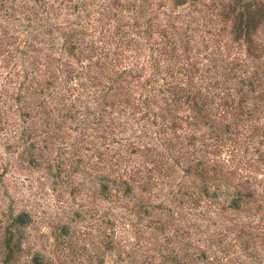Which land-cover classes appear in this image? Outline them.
Returning <instances> with one entry per match:
<instances>
[{"label":"trees","instance_id":"1","mask_svg":"<svg viewBox=\"0 0 264 264\" xmlns=\"http://www.w3.org/2000/svg\"><path fill=\"white\" fill-rule=\"evenodd\" d=\"M43 1L41 5L39 0H34L42 9L46 4ZM61 1L70 16L58 20L60 11L52 5H47L44 10L46 16L36 13L30 15V21L34 23L30 24V42L29 36L27 40L14 36L12 41L14 44L25 45V48L30 43V54L33 51L41 53L49 50L44 54L45 59H35L30 55L29 70L22 68L21 76L17 72L14 81L15 103L20 123H24L20 130L18 147L26 144L25 150L20 149L27 157L28 164L33 168L44 164L45 168L52 172L51 163L55 161L51 155L52 141L59 139L57 135L62 134L64 122L83 117L79 122L84 126L80 128L87 129V133H82L81 142L87 144L89 154L81 156L80 152H84L85 148L73 147L74 152L65 160L74 168L67 170L66 177L82 175L84 178L93 179L97 201L100 205L105 201L109 203V207L104 210H96V234L90 236L89 233L82 234L75 229L70 231L66 223L60 225L57 232L53 231V238H58L60 250L80 252L79 249H73L74 240L78 236H90L88 243L96 251L87 254V257L97 258L98 263L103 264V257L107 255L119 257L121 241L130 238L131 230L127 229L126 222L128 215L138 218H143L144 215L146 224H142L143 233L151 243L145 246L143 253L134 260L135 264H216L218 255L211 256L194 243L193 251L189 254L186 251L191 245L188 240L190 229L193 231L196 225L188 224L187 230L185 224L174 217L172 207L155 205L149 200L151 193L154 194L151 190L158 185L157 182L161 183L163 179L169 178L166 186H175L174 191H169L172 196L169 200L175 202L176 206H183L188 212L191 210L193 214L200 216L208 205L218 204L220 187L229 185L227 178L230 176L222 173V165L217 157L221 150L237 141L240 124L253 123L255 117L258 119L259 112L255 110L259 103L254 102L252 95L256 88H264V41L258 39L259 34H264V0H159L158 3L155 0H103L101 4L97 3L98 0ZM3 3L0 1V15L8 11L2 6ZM153 4L158 9L165 8L159 12L172 18L175 9L185 6H188L185 9H191L194 14L189 11L192 16L185 21L183 12L181 13V22L184 24L182 30L178 25L171 24H160L161 26L153 28L151 23L158 18V14H149L147 17L141 15ZM94 5L95 9H90ZM198 5H204L208 9V16L197 15L201 11ZM108 7H114V10L117 8L123 16L107 11ZM127 9L132 12L131 16H125ZM93 13L101 15L99 19L95 18L99 20V32L104 35L106 33L105 42L108 44L110 41L114 49L102 51V47L107 44L101 46L99 40V47L82 46L81 37L90 31L82 20L88 19ZM111 21L113 25L110 28ZM130 21L131 23H128ZM202 32L212 34V38L203 36ZM181 34H184V42L180 39ZM138 38H145L149 44L147 47L151 61L147 68L152 72L147 78L142 74L144 66L137 63L140 54L131 46H136ZM5 39V33L2 32L0 46ZM189 42L194 44L196 49L191 56L185 48ZM35 43H39L40 47ZM177 45H183L184 48L178 51ZM235 45L243 52L242 67L234 68L239 75H232L228 80L213 84L217 89H227L215 98L217 102L213 103L214 97L211 95L214 88L207 77L203 74L198 77L192 73L190 75L188 69L192 67L197 70L201 67L202 71L206 72L209 66L202 64V57L207 59L208 54L228 53ZM97 47L93 54L83 56L85 51ZM139 47L140 44L137 48ZM27 48L29 49V46ZM54 50L57 54L67 57H77V54H80L87 63L71 73L62 69L65 68V56L61 58L50 54ZM114 50L116 51L112 52ZM201 51L203 55L200 54ZM23 52L20 47L15 50V53L20 54V59ZM128 56L132 58L130 66H121L120 58ZM161 73L167 74L170 79L164 78L159 84ZM76 88L78 90L75 99L71 100L69 96ZM138 89L139 92H136ZM258 94L260 92L256 95ZM133 113L137 114L135 125L126 122V118L131 117ZM156 123L157 134L150 131L151 126ZM263 123L252 127V131L257 130L255 135L259 142L264 141ZM114 125H121L122 130L127 131L128 138L115 140L109 136L106 129ZM202 127L205 132L201 130ZM158 136H162V146L159 144L158 147L154 143L149 148L144 147V154H141L139 149L130 151V154L140 153L143 158V161L136 165H150L146 169L143 164L146 169L143 178L134 175V160L121 156L122 152L116 154L115 149L107 147L109 142L120 144L134 139L142 143L144 138ZM196 142L200 143L198 147ZM195 150L200 152L199 158L194 157ZM74 155L75 160L72 158ZM61 161L58 159L59 166L63 165ZM122 161L133 166H126L122 172L110 168V165L118 168ZM229 173L231 174L230 171ZM73 179L70 178L67 182L70 184L68 194L72 197L81 195L87 187L85 179ZM138 179L142 180L139 182ZM134 187L139 188V191L133 190ZM229 187L233 192L226 194L228 200L221 208V213L228 208L232 211H243L246 202H253L252 192L242 193L239 189L236 190L237 187L233 184ZM141 191L145 192L144 196ZM156 193H159V190ZM127 197L133 199L130 206L124 201ZM203 201L206 202V208L201 210ZM121 208L126 210L118 213ZM257 208L258 206L256 210ZM251 210L252 208L248 207V211ZM0 212L5 214L0 232V264H10L21 251L22 231L30 223V214L24 209L15 211L10 206L5 207L4 211L0 208ZM74 215L79 214L74 212ZM219 217L224 219L225 214ZM91 218L93 217L86 216L79 221ZM246 224L244 223L245 230L256 229L255 226L250 228ZM204 231L207 232L205 229L198 233ZM250 233L252 236L256 234L255 231ZM213 236L215 238L209 242L214 246L213 253L218 254V251L223 249L225 235L219 236L217 233ZM252 236L248 234V239H236L238 244H241V254L248 248L247 244L252 246ZM42 256H32L33 264H40ZM256 257L253 256L251 261L255 263Z\"/></svg>","mask_w":264,"mask_h":264},{"label":"rangeland","instance_id":"2","mask_svg":"<svg viewBox=\"0 0 264 264\" xmlns=\"http://www.w3.org/2000/svg\"><path fill=\"white\" fill-rule=\"evenodd\" d=\"M0 1L4 2L2 6L8 10L3 12V15H0V35L3 32L6 37V42L3 41V45L5 47H3V45L0 46V54H3V56L0 55V208L4 211L5 207L10 206L15 211L24 209L30 214V223L24 231H22L23 241L21 244V251L10 264H33L32 256L36 254L43 255L41 257L40 264H99L97 258L93 259L87 257V254L96 251L88 242L89 237L96 234L97 227L95 226L98 224V212L96 210H98V208L104 210L105 207H109V203L105 201L100 205L97 201L95 190L93 189V179L88 177L84 178L82 175H71L70 177L68 175L66 177L67 170L74 168L72 165L69 166L65 160V158H70L69 156L71 155V152H74L72 148L82 146L81 148H85V153L80 152V155L89 154L87 151V148L89 147L84 142H81V136L83 137L82 133H87V129L80 128L84 126L79 122L83 117H80L77 120L64 122V130L62 134L57 135L59 139H54L52 141L50 145L52 149L51 155L55 158V161L51 163L52 172L48 171L45 168L46 165L44 164L37 165L38 168L30 167L27 162V157L22 153V151L25 150L26 144L18 147L20 145L21 138L20 130L22 129V124L24 123H20L19 111L17 110L15 103L16 84L14 81L16 79L17 72L18 75L21 76L22 68L29 70L30 55L35 59H45L44 54L49 52V50H44L41 53H35L33 51L30 54V43L28 45V49V46L25 48V45L14 44L12 41L14 36L25 40H27L29 36L28 41L30 42V24H34L30 21V15L36 13L41 14V16H46L44 10L47 5H52L60 11V17H57L58 20L60 18L61 20L63 18L65 19L70 16L68 14L69 11H67L64 4L60 3L63 2L61 0H44L43 2L46 4H44L43 9L38 5L39 3L42 5V0H39V3L37 2L38 4L35 3L34 0ZM101 1L103 0H98L97 3L101 4ZM147 1L152 2L154 0ZM155 2L158 3L159 0H155ZM204 4L207 5V2ZM198 6L201 8V11H199L197 15L205 14V16H208L206 15L208 9H206L204 5ZM155 7L156 6L153 4L149 7V9H146L141 14L144 17H147L149 14H158V18L151 23L153 28L161 26L160 24H164V26L171 24L178 25L182 30L184 24L181 22V13L183 12L182 14L184 15L185 21L189 20L192 16L189 14V11L194 14L191 9H185L188 7L185 6L184 8L175 9L172 18L164 16L160 13L164 11L165 8L158 9L156 7L155 9ZM90 9H95V5ZM116 9L114 10V7H108L107 11H112L116 13V15L120 13L119 15L123 16L121 12ZM183 9L185 10L182 11ZM103 12L104 11H102V13ZM130 13L132 12L127 9L124 14L125 16H131ZM100 17V14L93 13V15L88 19L82 20L87 29L90 30L85 32L81 37L82 46L95 47L97 45L99 47L98 40L101 42V46L107 44L104 37L106 36V33L104 35L99 32V20L97 21L95 19H99ZM111 23L112 24L109 25L110 28L113 25V21H111ZM128 23H131V21ZM154 30L155 29H152V31ZM109 31L111 32L112 29ZM7 34H10V36L8 37ZM183 35L184 34L180 35L182 42H184ZM203 36L212 38V34L203 33ZM135 38L137 37H134V39ZM258 39L264 41V34H259ZM137 40L136 46H131L136 49V53L140 54L137 58V63L144 66L142 74H144V77L147 78L148 74L150 75L152 72L150 68H147L149 61H151V57L148 55L149 49L147 47L149 44H147V40L145 38L144 40L141 38H138ZM139 44L140 47L137 48ZM187 44L188 45L187 47L185 45V48L191 56L196 50L195 45L191 42ZM35 45L40 47L39 43H35ZM17 47L24 50V54L21 59L20 54L15 53ZM98 47L90 51H85L83 56L93 54ZM177 47L178 51H181V49L184 48L183 45H177ZM106 49H114L110 41L106 46L102 47L101 50L104 51ZM55 51L56 50L50 54L54 57L59 56L64 58L65 55L62 56L57 54ZM115 51L116 50L112 52ZM200 54L203 55V51H201ZM65 59V68H62V65L60 68L71 71V73L79 70L87 63L83 58H81L80 54H77V57L65 56ZM131 59L132 58L130 56L120 58V61L122 62L121 66H130L132 63ZM242 59L243 52H241V50H239V48L235 45L228 53L222 52L221 55L208 54L207 59H203L202 57L200 60L202 64L209 66L206 72L202 71L201 67L197 70L190 67L188 72L190 75L192 73L197 77L200 74L207 77L210 85L214 88V91L212 92L213 96L210 94L211 97H214L212 98L214 103L217 102L215 98H218L219 95L221 96L222 92L227 89L222 87V89H217V87L213 84H219L224 80H228L227 78L232 75L234 77L237 74L238 67H242ZM234 68H237L236 71ZM160 77H162V79H158L159 84L164 81V78L167 80L170 79V77L165 73H161ZM77 90L78 88H76L74 93L70 94L69 97L71 100L75 99V93H77ZM136 92H139V89L136 90ZM258 92H260V94H258L259 96L256 95ZM215 93H217L216 96ZM252 97L254 98V102L259 103L256 108L257 110H255L259 112V114L256 112V114H258V119L255 117L253 123L245 122L244 124H240V127H238L237 141L225 150H221V153L217 157L222 165V173L226 176L227 174L230 176L227 178L229 185L220 187L221 193L218 199V204L215 203L213 205H208V208L202 212V215L199 216L197 214H193L191 210L188 212L187 208L183 206H176L175 202L169 200L172 197L170 192L175 189L174 185L171 187L166 186L169 182V178L163 179L161 183L157 182L158 185L151 190L154 194L151 193L149 202L159 206L168 205L169 207H172L174 210V217L176 220H180L181 223L185 224L187 230L189 229L188 224L193 223V225H196L195 228L193 227V231L190 229L188 240L191 242V245L186 249L188 254L193 251V246L195 244L196 247L205 249V251H207V253L211 256L218 255V263L216 262V264H253L254 262L251 261L253 256H257V261L254 264H264V141L259 142L258 137L255 135L257 132L256 129L255 132L252 131V127H256L264 122L262 121L264 120V88H256ZM260 99H262V101ZM218 107L219 106H217V108ZM222 108L224 109V107ZM136 115V113H133L131 117L126 118V122L135 125L134 120L136 119ZM261 116L263 117L260 118ZM247 124H249V126ZM157 125L158 124L156 123L151 126L152 129L150 131H155L157 134L155 127ZM122 129L121 125H114V127L106 129V132L109 136L114 137L115 140L128 138L127 131H123ZM201 130L203 132L206 131L203 127ZM50 132L53 134L52 130H50ZM89 138L90 135L87 136V140ZM160 139H162V136H158L157 138H144L142 139L144 142L141 141L142 143H138L134 139L126 143L120 142V144L109 142L107 147L112 150L115 149L116 154L122 152L121 156H128L134 160L135 165L132 167L133 172H135L134 175L139 178H143L146 174V169L149 168L150 165L148 163H140L136 165V163L143 161L141 154H144V147L149 148L153 146L154 143L159 147V144L161 143ZM199 144V142H196V147H198ZM160 146L162 145L160 144ZM136 149H139L141 154H130V151ZM193 155L194 157L199 158L200 152L195 150ZM75 157V155L72 156L73 160L76 159ZM58 159L62 160L61 162H63V165L59 166ZM143 164L146 166V169L143 167ZM128 165L133 166L128 162L122 161L118 168H115L114 165H110V168L116 169V172H122L123 168ZM70 178H74L76 181L85 179L87 187L82 191L81 195L72 197L68 194L70 184L67 182ZM138 180L140 182L142 179ZM231 184L236 185V190L239 189L242 193L247 191L250 193L252 192L254 194L252 197L253 202H246L244 204L243 211H232L228 208L221 213V208L224 207L223 205L226 204V201L228 200L226 194H231L233 192L232 188L229 187ZM157 189L159 190V193H156L158 191ZM133 190L139 191V188L134 187ZM141 195L144 196L145 192L141 191ZM124 201L128 206H130L133 199L127 197L124 198ZM203 202L204 204L201 206V210L206 208L204 206L206 202ZM256 206H258L257 210ZM248 207H251L252 210L248 211ZM119 210L120 211H118V213L123 212L126 209L121 208ZM74 212H78L79 215L75 216ZM0 213L1 232L5 214L3 212ZM222 214H225L224 219H220L219 217ZM86 216H92L93 218L79 221L81 218ZM128 216L129 217L126 222L128 223L127 229L131 230L129 232L130 238H126L121 241V251L119 257H115L113 254L107 255L103 257V264H135L134 260H137L139 255L145 250V246L151 243V240H146L143 233L144 225L142 224H146V217L144 215L143 218H138L133 215ZM74 220H77V222H74ZM246 222L248 223L246 224ZM64 223L68 224L70 231L75 229L82 234H90V236L83 238L78 236L74 240L73 249H79L80 252H72L73 250L71 251L66 249L61 251L58 244V238H53L54 233L52 232H57L60 225ZM244 223L250 228L256 227V229L245 230ZM205 229L207 232L204 231V233H198V231ZM251 231H255L256 234L252 236L250 233ZM217 233L219 236L225 235V242L222 244L223 249L218 251V254H214V246H211L210 244L212 239L215 238L213 235ZM248 234L249 236H252V246L251 244H247L248 248L245 249L246 251L243 252L244 254H241L242 249L239 247L241 244H238L236 239L241 237L248 239ZM134 236L136 238H134ZM61 239L63 241L65 240V238ZM209 240L211 241L209 242ZM128 253H130V255H128ZM137 264L140 263L137 262Z\"/></svg>","mask_w":264,"mask_h":264}]
</instances>
